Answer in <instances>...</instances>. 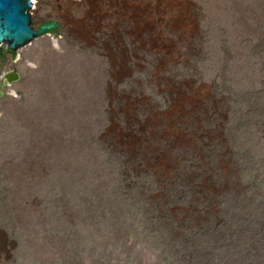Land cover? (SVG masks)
I'll use <instances>...</instances> for the list:
<instances>
[{
	"label": "rangeland",
	"instance_id": "1",
	"mask_svg": "<svg viewBox=\"0 0 264 264\" xmlns=\"http://www.w3.org/2000/svg\"><path fill=\"white\" fill-rule=\"evenodd\" d=\"M31 16L59 27L0 53V264H264V0Z\"/></svg>",
	"mask_w": 264,
	"mask_h": 264
},
{
	"label": "water",
	"instance_id": "2",
	"mask_svg": "<svg viewBox=\"0 0 264 264\" xmlns=\"http://www.w3.org/2000/svg\"><path fill=\"white\" fill-rule=\"evenodd\" d=\"M33 0H0V41L9 40V46L15 47L25 45L36 34L43 30L59 24H49L41 31L34 30L29 22L30 15L26 12L32 6Z\"/></svg>",
	"mask_w": 264,
	"mask_h": 264
},
{
	"label": "bare ground",
	"instance_id": "3",
	"mask_svg": "<svg viewBox=\"0 0 264 264\" xmlns=\"http://www.w3.org/2000/svg\"><path fill=\"white\" fill-rule=\"evenodd\" d=\"M33 1H36V0H33ZM33 1H31L32 6H30V7L27 9L26 12H27V13L30 15V17H31V20H30V22H29V25H30L34 30H39V31H41L44 27H46V26L49 25V24H55V23L59 24L58 22L54 21V22H51V23L42 24V25H41L40 27H38V28L34 27L33 24H32V16H31V10L33 9ZM58 27H59V25H57V26H52V27H49V28L43 30L42 32L36 34V36H35L33 39H31L29 42H27L26 44L30 43L32 40H34V39H35L36 37H38L39 35L44 34V33L48 32L49 30L57 29ZM3 44H7L9 50H10L13 54L16 53V52L19 50V48L21 47V46H19L18 49L16 50L15 47H10V46H9V44H10V43H9V40L0 41V48H1V49H0V53L3 52V47H2ZM26 44H25V45H26ZM23 46H24V45H23ZM3 60L5 61V59H3ZM13 60H14V59H13ZM14 62H15V61H14ZM5 71H7V70H5ZM17 71H18L17 68L14 67L13 70H11V71L9 70V71L6 72V73H1V72H0V75H1L2 79L5 80V78H8V80L11 82V81H13V80H15V79L18 78V72H17ZM4 80H3V81H4Z\"/></svg>",
	"mask_w": 264,
	"mask_h": 264
},
{
	"label": "trees",
	"instance_id": "4",
	"mask_svg": "<svg viewBox=\"0 0 264 264\" xmlns=\"http://www.w3.org/2000/svg\"><path fill=\"white\" fill-rule=\"evenodd\" d=\"M57 31V29H52V30H49L48 32H56ZM48 32H46V33H48Z\"/></svg>",
	"mask_w": 264,
	"mask_h": 264
},
{
	"label": "clouds",
	"instance_id": "5",
	"mask_svg": "<svg viewBox=\"0 0 264 264\" xmlns=\"http://www.w3.org/2000/svg\"><path fill=\"white\" fill-rule=\"evenodd\" d=\"M4 45V44H3ZM8 48V47H7ZM9 49V48H8Z\"/></svg>",
	"mask_w": 264,
	"mask_h": 264
}]
</instances>
